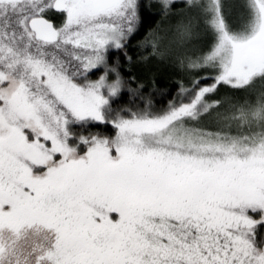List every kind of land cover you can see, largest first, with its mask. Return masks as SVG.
Returning <instances> with one entry per match:
<instances>
[{
  "label": "rangeland",
  "instance_id": "1",
  "mask_svg": "<svg viewBox=\"0 0 264 264\" xmlns=\"http://www.w3.org/2000/svg\"><path fill=\"white\" fill-rule=\"evenodd\" d=\"M138 2L66 0L104 22L73 47L67 25L55 42L26 36L21 14L44 0H0V264H264V0H187L193 13L154 33L156 64L202 84L161 112L110 117L126 83L105 54L136 27ZM88 119L114 134L72 133L84 150L71 148L68 124Z\"/></svg>",
  "mask_w": 264,
  "mask_h": 264
},
{
  "label": "trees",
  "instance_id": "2",
  "mask_svg": "<svg viewBox=\"0 0 264 264\" xmlns=\"http://www.w3.org/2000/svg\"><path fill=\"white\" fill-rule=\"evenodd\" d=\"M44 1L47 3L45 4L46 9L44 8L43 12L34 13L33 10L38 4L37 3L33 6L29 5L21 14V16L24 17L23 20L26 36L30 41L35 40L33 38V33L30 31L28 21L31 17L37 14L45 15L53 19L58 28L62 29L63 25H67L66 29L73 32L71 35L72 37H70L68 42L73 47H76V39L74 37H77V31L79 28L86 30L85 33L91 31L96 32L97 30L99 31L104 23L103 19L101 20L100 18L95 20L93 24H90L87 22L89 17L84 15L83 12L72 16V14H68L64 11H55L50 0ZM6 3L10 4L12 2L10 1ZM188 6L189 4H187V0L174 1L167 6L165 0H139L137 5L138 20L136 22V27L129 34L121 47L111 48L105 54L103 66H108L114 69L117 73L116 79L120 81L123 80L126 83V86L123 89L120 88L117 90L116 94L109 97L108 105L112 112V114H109L110 117H115L119 114L121 116H130V114H125V108H132L133 112L141 114V116L161 112L167 107L169 102L176 98L181 89L189 90L192 89L193 86L197 85L198 87L199 84H202L203 80L200 79L201 73L194 76V80L191 79L187 81V77H184L181 72L175 70V72L173 71L169 74L162 73V68H158L157 66L159 65L156 64L162 63V61L156 56V54H159L160 52L156 53L157 49L153 46L152 40L154 39V33L160 28L165 20L173 17V13L191 9V7ZM192 11L193 9L188 12L193 13ZM168 12L172 13L171 16L168 15ZM102 15H104V12ZM208 35L209 40H212L211 45L212 42L214 45L217 39V33L215 31L209 33L206 38L203 39V52L205 53L208 50L207 54L213 49V45L211 46L210 41L207 39ZM189 46L185 50V54L189 56V58H192L193 56L189 53L191 51L189 50ZM175 53L178 55L180 50ZM150 64H154L156 67L151 66ZM148 65L151 66H149L150 69H145ZM102 67L96 71L88 73L84 79L88 80V78H97L102 72ZM190 91H193V89ZM52 95L53 96L51 97L55 99V103L58 104L59 110L63 109L61 103L64 105L65 103L62 98L55 97L54 94ZM237 98H240L238 101L244 100L242 97ZM136 104H138V107ZM149 107H151V111H149ZM144 110H146V112ZM151 112L152 114H150ZM114 132L115 126H113L110 121L88 119L68 124L65 140L67 139L68 146L71 148L84 150V146L77 138L72 137V133L81 136L90 134L111 136ZM254 242L256 247L263 246L264 222H261L256 226Z\"/></svg>",
  "mask_w": 264,
  "mask_h": 264
},
{
  "label": "water",
  "instance_id": "3",
  "mask_svg": "<svg viewBox=\"0 0 264 264\" xmlns=\"http://www.w3.org/2000/svg\"><path fill=\"white\" fill-rule=\"evenodd\" d=\"M52 7L57 11H65L66 0H55ZM29 28L34 33L35 39L43 42H55L59 37V28L53 19L45 15H36L29 19Z\"/></svg>",
  "mask_w": 264,
  "mask_h": 264
},
{
  "label": "flooded vegetation",
  "instance_id": "4",
  "mask_svg": "<svg viewBox=\"0 0 264 264\" xmlns=\"http://www.w3.org/2000/svg\"><path fill=\"white\" fill-rule=\"evenodd\" d=\"M54 9V8H53ZM55 11H57V10H55ZM58 12H62V11H58ZM33 35H34V33H33ZM34 40H36L35 39V36H34ZM36 41H40V40H36ZM40 42H43V41H40Z\"/></svg>",
  "mask_w": 264,
  "mask_h": 264
}]
</instances>
